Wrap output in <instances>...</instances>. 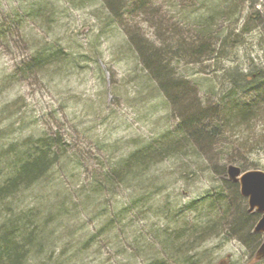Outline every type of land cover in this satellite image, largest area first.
Masks as SVG:
<instances>
[{"label":"rangeland","instance_id":"1","mask_svg":"<svg viewBox=\"0 0 264 264\" xmlns=\"http://www.w3.org/2000/svg\"><path fill=\"white\" fill-rule=\"evenodd\" d=\"M115 1L0 0V158L10 144L42 135H58L67 149L62 168L0 204V225L28 211L44 224L46 243L25 264H264V236L253 233L257 214L248 213L226 172L229 165L264 172V105L237 132L220 131L200 146L192 142L191 153L152 165L134 189L91 191L102 183V163L126 157L180 121L177 102L140 61L139 43L161 49L167 35L184 33L182 19L193 27L208 16L197 1L156 0L147 14L115 21ZM244 2L243 19L253 10L264 20V0ZM260 32L261 26L233 50L172 63L168 72L184 84V104L212 109L231 98L232 82L264 72ZM49 47L61 49L67 62L28 79L13 76L19 63ZM207 196L225 200L230 211L212 231L205 227L217 214L202 205Z\"/></svg>","mask_w":264,"mask_h":264},{"label":"trees","instance_id":"2","mask_svg":"<svg viewBox=\"0 0 264 264\" xmlns=\"http://www.w3.org/2000/svg\"><path fill=\"white\" fill-rule=\"evenodd\" d=\"M196 1L207 8L208 16H198L193 27L188 26L186 18L182 19L184 33L174 31L167 35L161 49L140 43L138 45L140 61L146 65V69H152L151 74L161 85L163 94L177 102L176 111L180 121L172 131L152 139L126 157L114 163H102V183L95 182L91 190L93 193L97 191L113 195L118 187L134 189L136 180L145 176L152 165L174 155L191 153L189 151L194 148L192 142L200 146L201 142L217 138L221 135L220 131L235 133L243 124L259 115L258 111L264 105V72L260 70L255 74L250 72L242 76L238 82H232L227 93L231 98L225 103L221 99L212 109L205 110L198 106L194 110L192 106L184 104L187 101L184 84L171 78L168 72L172 63L187 58L193 61L204 56L212 57L219 53L217 48L233 50L240 44L241 38L256 29L260 30V26L264 39V20L258 17L257 12L251 9L242 18L244 14L240 9L244 0H191L189 4L193 5ZM155 2L156 0H116L113 4L115 10L111 9L112 17L116 21L123 16L147 14L143 13L144 9L153 7ZM223 22L225 26L222 25ZM237 27L239 28L236 29ZM130 40L136 43L132 37ZM139 46L143 51H140ZM66 62L67 56L61 49L49 47L32 53L27 60L19 63L13 76L28 79L46 68L57 67ZM64 152H67L66 144L58 135H42L36 139L27 138L21 143L10 144L0 158L5 163L3 171L6 175L0 185V204L32 189L54 169L62 168L65 159L61 161V157ZM201 203L207 204V210L217 214L216 219L207 221L208 227L205 230L212 231L221 227L223 216L230 213L226 201L207 196ZM60 204L57 200L51 208L57 210ZM255 217L258 219V215ZM41 228H44V224L32 211L14 214L3 221L0 225V264H25L32 253H39L46 243Z\"/></svg>","mask_w":264,"mask_h":264},{"label":"water","instance_id":"3","mask_svg":"<svg viewBox=\"0 0 264 264\" xmlns=\"http://www.w3.org/2000/svg\"><path fill=\"white\" fill-rule=\"evenodd\" d=\"M227 176L230 182L238 184L240 196L247 199L248 212L260 215L253 228V233L264 235V172H241L235 166H228ZM258 255H264V241Z\"/></svg>","mask_w":264,"mask_h":264}]
</instances>
